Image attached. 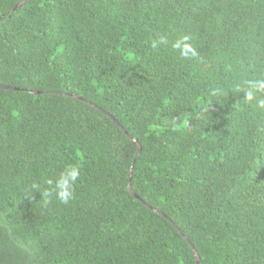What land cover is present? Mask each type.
<instances>
[{"label":"trees","instance_id":"16d2710c","mask_svg":"<svg viewBox=\"0 0 264 264\" xmlns=\"http://www.w3.org/2000/svg\"><path fill=\"white\" fill-rule=\"evenodd\" d=\"M20 1L0 0V264H264V0Z\"/></svg>","mask_w":264,"mask_h":264},{"label":"clouds","instance_id":"9594fccd","mask_svg":"<svg viewBox=\"0 0 264 264\" xmlns=\"http://www.w3.org/2000/svg\"><path fill=\"white\" fill-rule=\"evenodd\" d=\"M23 1L25 2V0H23ZM18 3L15 4L17 8L19 6H21V5H23V3H22L21 5L18 6L17 5ZM13 7L11 9L15 10V9H13ZM153 47H155V44L153 45ZM183 47H184V49L187 52H192L194 54L193 49H191V47L189 45L185 44ZM0 87L5 88V87H3V85L2 86L0 85ZM8 87H10V86H8ZM247 87H248V90L246 92V100L248 102H251L254 99V96L258 92L264 91V82H261V81H249V82H247ZM6 89H11V87L10 88H6ZM31 92L40 93L41 91L40 90H35V91H31ZM58 92H60V91H58ZM262 107H264V102H262ZM138 147H139V152H140V146H138ZM139 152H138V154H139ZM133 169H134V167H133ZM133 169H131V170H133ZM77 175H78V169L75 168V167H70V168L65 169V172L61 173V175L57 178L56 183H55V193H56L57 198L62 203H68L71 200V198H72V191H71L72 183H70V181L74 182V179H75V177ZM49 183H51V182H49ZM47 195H49V193L46 192L45 196H47ZM196 257H197V264H198L199 263V259H198V255L197 254H196ZM245 258H247V257L243 256V257H240L239 260L238 259L237 260H238V262H241V261H244Z\"/></svg>","mask_w":264,"mask_h":264},{"label":"water","instance_id":"95a60500","mask_svg":"<svg viewBox=\"0 0 264 264\" xmlns=\"http://www.w3.org/2000/svg\"><path fill=\"white\" fill-rule=\"evenodd\" d=\"M24 1H21V2H19L17 5L19 6V5H21L22 3H23ZM17 7H16V5L13 7V9H16ZM2 86V85H1ZM3 87H5V88H10V87H8V86H3ZM138 152H139V147H138V149H137V151H136V155H135V158H134V160H133V164H132V168L131 169H133V167H134V163H135V160H136V157H137V155H138Z\"/></svg>","mask_w":264,"mask_h":264}]
</instances>
